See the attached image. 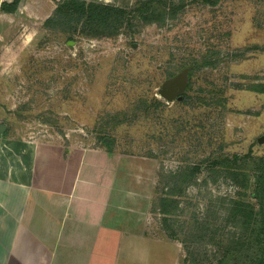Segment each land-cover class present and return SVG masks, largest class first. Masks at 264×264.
Here are the masks:
<instances>
[{"label": "rangeland", "instance_id": "rangeland-1", "mask_svg": "<svg viewBox=\"0 0 264 264\" xmlns=\"http://www.w3.org/2000/svg\"><path fill=\"white\" fill-rule=\"evenodd\" d=\"M66 1L0 10V144L108 150L179 264H257L264 0H74L123 11L113 34L86 15L59 20ZM184 70V91L165 100Z\"/></svg>", "mask_w": 264, "mask_h": 264}, {"label": "crops", "instance_id": "crops-1", "mask_svg": "<svg viewBox=\"0 0 264 264\" xmlns=\"http://www.w3.org/2000/svg\"><path fill=\"white\" fill-rule=\"evenodd\" d=\"M3 142L0 264H179L177 244L149 233L145 200L118 182L113 153Z\"/></svg>", "mask_w": 264, "mask_h": 264}, {"label": "trees", "instance_id": "trees-1", "mask_svg": "<svg viewBox=\"0 0 264 264\" xmlns=\"http://www.w3.org/2000/svg\"><path fill=\"white\" fill-rule=\"evenodd\" d=\"M21 0H12L11 2H3L0 6V10L3 13L14 14L18 11ZM123 11L120 9L98 5L94 3L86 4L84 2H78L74 0H68L61 4L56 10L55 15L59 20L71 19L81 20L86 15V23L92 25L98 30L96 34L105 32V30H111V34L116 33L120 20L122 19ZM54 19L47 21L46 25L51 23ZM118 21L117 26L112 24ZM70 22V21H69ZM111 26V28H107ZM254 90L259 93H264V85L254 87ZM256 174V192L255 197L259 203V222L263 224L264 229V158H261L257 163ZM196 170V169H194ZM166 213V210H165ZM249 219L252 218V213L248 215ZM262 254L258 257L257 264H264V247L262 248Z\"/></svg>", "mask_w": 264, "mask_h": 264}, {"label": "water", "instance_id": "water-1", "mask_svg": "<svg viewBox=\"0 0 264 264\" xmlns=\"http://www.w3.org/2000/svg\"><path fill=\"white\" fill-rule=\"evenodd\" d=\"M187 76V70L181 72L177 77L173 80L166 83L160 90L161 96L171 102L175 99V97L182 94L186 87L185 79ZM259 143H264V137L259 139Z\"/></svg>", "mask_w": 264, "mask_h": 264}]
</instances>
